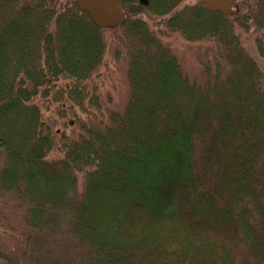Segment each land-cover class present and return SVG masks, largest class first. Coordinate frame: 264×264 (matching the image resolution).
Listing matches in <instances>:
<instances>
[{"label": "trees", "instance_id": "1", "mask_svg": "<svg viewBox=\"0 0 264 264\" xmlns=\"http://www.w3.org/2000/svg\"><path fill=\"white\" fill-rule=\"evenodd\" d=\"M235 3L122 0L125 20L99 28L77 0H0V195L35 233L31 261L264 264V75L238 34L254 27L264 58V0ZM106 30L128 63L122 112L87 90ZM173 35L218 44L198 79ZM54 89L70 132L43 118Z\"/></svg>", "mask_w": 264, "mask_h": 264}, {"label": "rangeland", "instance_id": "2", "mask_svg": "<svg viewBox=\"0 0 264 264\" xmlns=\"http://www.w3.org/2000/svg\"><path fill=\"white\" fill-rule=\"evenodd\" d=\"M250 28L249 33L245 34L238 31V34L248 51L257 58L264 75V58H262L254 42L255 29L254 27ZM104 35L106 41L104 61L91 78L87 90L91 93L93 88H96V93L105 109L122 112L130 96L127 79L128 63L125 50L121 45L122 34L121 30H106ZM165 41L169 43L184 72L191 79L200 77L201 62L213 60L218 51V44L213 41L187 42L179 35H173ZM56 91V89L52 90L50 96L44 100H39L38 104L42 108L43 118L46 121L55 124L56 129L60 131L70 132L71 128L67 127L68 125L66 126V121L59 119L56 115V110L62 104L55 101ZM86 106L88 107V104ZM88 110L93 112L90 108ZM78 114L84 120L89 118L83 112L79 111ZM91 114L95 115L94 112ZM93 115L91 116L93 117ZM97 120H100V117H97ZM103 121L107 123L106 116L103 117ZM61 157L62 155L53 153L49 159ZM1 165L2 158L0 157V167ZM137 172V170L133 171V174L137 175ZM140 177L142 181H146L145 176ZM17 205L16 200L11 195H0V264H36L37 262L31 261L29 257L31 246L27 245V240L33 237L32 234L35 233L26 225L23 210L18 208Z\"/></svg>", "mask_w": 264, "mask_h": 264}, {"label": "water", "instance_id": "3", "mask_svg": "<svg viewBox=\"0 0 264 264\" xmlns=\"http://www.w3.org/2000/svg\"><path fill=\"white\" fill-rule=\"evenodd\" d=\"M206 10L223 15L238 13L236 0H200ZM146 4V1H143ZM79 10L86 13L99 28H114L125 20L122 0H77Z\"/></svg>", "mask_w": 264, "mask_h": 264}]
</instances>
